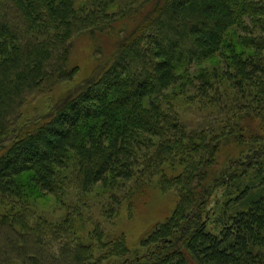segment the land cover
I'll return each instance as SVG.
<instances>
[{
	"label": "trees",
	"instance_id": "obj_1",
	"mask_svg": "<svg viewBox=\"0 0 264 264\" xmlns=\"http://www.w3.org/2000/svg\"><path fill=\"white\" fill-rule=\"evenodd\" d=\"M86 37L97 69L22 127L31 97L75 82ZM177 89L223 121L188 127ZM71 179L81 196L133 182L127 199L155 181L177 203L136 250L32 223L27 193L61 199ZM0 264H264V0H0Z\"/></svg>",
	"mask_w": 264,
	"mask_h": 264
},
{
	"label": "rangeland",
	"instance_id": "obj_2",
	"mask_svg": "<svg viewBox=\"0 0 264 264\" xmlns=\"http://www.w3.org/2000/svg\"><path fill=\"white\" fill-rule=\"evenodd\" d=\"M128 21L130 20L125 19V23L129 25ZM120 30L121 27L118 25V35L115 34L116 37L122 36ZM116 37L109 36L106 39H116ZM88 39L91 38L86 37L77 40L73 48V62L77 64L79 69L75 82L60 85L49 97L37 95L31 97L22 109V127L27 128L40 123L59 99L61 100L64 96L78 89L82 82L88 79V76L97 69L99 58H101L99 49H95L94 44ZM103 48L107 54L106 57H108L112 50ZM219 61V58L215 57L204 66L211 70H217L220 68ZM176 93L180 94L178 101L175 102L178 118L191 129L202 128L204 122L219 124L223 121L221 116L213 114L209 109L200 107L194 102H185L183 98L186 96L192 97L193 92L185 95L184 92L177 89ZM23 178L27 180L28 176L25 175ZM70 181L68 185H65V192L61 199H56L52 195L41 197L35 193H27L25 207L30 210L32 223L40 219L57 225L69 217L75 222L79 230L81 228L90 230L94 225L102 229L109 237L122 234L128 248L136 250L139 247L140 240L145 238L156 224L163 222L177 203L174 192L162 194L159 192L155 181L147 184V187L143 190L139 189V194L131 199H127V196L129 197L128 193L135 188L133 182L126 185L120 183L117 187L110 189L96 187L90 194L81 196L77 184L73 183V179ZM221 191L219 189L212 193L208 208H212L217 200H221ZM134 194L135 189L133 190ZM129 203L132 206L131 208ZM32 213L37 216V219L32 216Z\"/></svg>",
	"mask_w": 264,
	"mask_h": 264
}]
</instances>
